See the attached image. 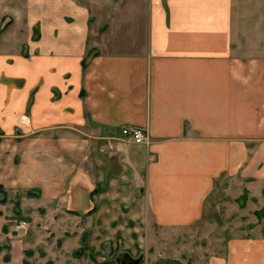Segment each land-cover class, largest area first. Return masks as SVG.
I'll use <instances>...</instances> for the list:
<instances>
[{"label": "crops", "instance_id": "crops-1", "mask_svg": "<svg viewBox=\"0 0 264 264\" xmlns=\"http://www.w3.org/2000/svg\"><path fill=\"white\" fill-rule=\"evenodd\" d=\"M245 2L35 0L25 35L22 22L2 23L0 185L52 199L82 182L91 206L80 214L106 199L108 220L171 232L201 218L218 180L264 206V33ZM11 5L0 0V22ZM102 11L106 22L91 18ZM253 229L203 246L200 261L156 264H264V226Z\"/></svg>", "mask_w": 264, "mask_h": 264}, {"label": "rangeland", "instance_id": "rangeland-1", "mask_svg": "<svg viewBox=\"0 0 264 264\" xmlns=\"http://www.w3.org/2000/svg\"><path fill=\"white\" fill-rule=\"evenodd\" d=\"M8 1L14 17L4 16L0 27L15 19L19 25L22 22L19 31L25 35L27 7L35 0ZM245 1L256 14L251 17L255 21L253 31L257 38H263L264 4ZM90 15L106 22L107 13L103 11ZM91 127L84 125L80 133L86 138L84 150L88 156L84 158V170L89 175L94 173ZM233 186L234 182L228 179L216 181L201 218L176 232L159 228L152 221L121 217L108 220L106 199L97 203L92 212L80 214L91 206L90 188L82 182L52 199L43 197L39 189L5 187L0 190V264H123L125 253L139 258L138 264H156L163 259L200 261L203 246H215L219 251L224 236L245 235L253 232L254 226H264V206L252 199L242 184L236 189ZM105 189L101 184L94 193L98 195Z\"/></svg>", "mask_w": 264, "mask_h": 264}, {"label": "built area", "instance_id": "built-area-1", "mask_svg": "<svg viewBox=\"0 0 264 264\" xmlns=\"http://www.w3.org/2000/svg\"><path fill=\"white\" fill-rule=\"evenodd\" d=\"M121 133L136 144L142 143L146 137L145 131L140 127H123Z\"/></svg>", "mask_w": 264, "mask_h": 264}, {"label": "water", "instance_id": "water-1", "mask_svg": "<svg viewBox=\"0 0 264 264\" xmlns=\"http://www.w3.org/2000/svg\"><path fill=\"white\" fill-rule=\"evenodd\" d=\"M83 239H84V235H83ZM125 255L127 256V258H125V261L123 264H138L140 261L139 258H132L127 253H125Z\"/></svg>", "mask_w": 264, "mask_h": 264}, {"label": "trees", "instance_id": "trees-1", "mask_svg": "<svg viewBox=\"0 0 264 264\" xmlns=\"http://www.w3.org/2000/svg\"><path fill=\"white\" fill-rule=\"evenodd\" d=\"M1 189H3V187L0 185V190H1ZM90 211H91V210H90ZM90 211H88V212H90Z\"/></svg>", "mask_w": 264, "mask_h": 264}]
</instances>
